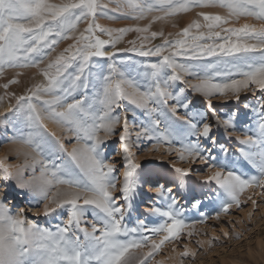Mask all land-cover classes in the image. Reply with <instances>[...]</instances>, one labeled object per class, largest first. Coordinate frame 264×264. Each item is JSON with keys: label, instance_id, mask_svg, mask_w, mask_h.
Segmentation results:
<instances>
[{"label": "snow or ice", "instance_id": "obj_1", "mask_svg": "<svg viewBox=\"0 0 264 264\" xmlns=\"http://www.w3.org/2000/svg\"><path fill=\"white\" fill-rule=\"evenodd\" d=\"M196 8L225 14L197 12L175 34L151 30L156 22ZM149 16L145 26L114 29L97 22ZM130 32L137 34L139 46L130 40L132 47L117 48ZM158 37L162 42L153 44ZM64 41L71 43L53 56ZM121 51L157 60L141 61L131 72L111 63L105 75L94 58L113 60ZM8 68H36L43 81L19 95L6 91L15 103L0 112L5 128L0 144L12 145L11 154L20 161L0 157V180L6 189L15 181L31 205L14 210L9 191L0 193V264H163L155 259L162 246L191 226L177 210L172 187L142 181L152 170L137 162L138 153L162 145L189 165H170L181 185L196 175L223 190L228 199L217 219L233 204L239 208L247 189H264V0H0V76ZM19 83L14 77L0 87ZM257 91L261 95L254 103L241 99L242 92ZM233 101L257 116L254 129L238 128L239 108L220 114L216 104ZM201 103L203 110L197 107ZM238 131L237 141L247 147L240 154L258 174L232 170L221 140ZM145 141L151 148H142ZM198 164L208 174L194 167ZM144 183L161 202L147 205L145 218L130 226L133 200ZM29 212L37 218L66 215V220L53 230L30 221ZM148 216L162 219L150 227ZM179 255L196 253L185 245Z\"/></svg>", "mask_w": 264, "mask_h": 264}, {"label": "rangeland", "instance_id": "obj_2", "mask_svg": "<svg viewBox=\"0 0 264 264\" xmlns=\"http://www.w3.org/2000/svg\"><path fill=\"white\" fill-rule=\"evenodd\" d=\"M58 2V0H57ZM114 5L110 4V8ZM200 11H207L213 13L225 14L224 9L219 8H196L188 13L179 14L176 17L169 18L163 22H156L152 25L153 31H158L163 29L165 35L169 32L175 34L180 31L181 28L185 27L192 19L196 18V13ZM155 15V13L153 14ZM151 17L145 20H134L128 19H116L109 20L105 18H99L98 23L104 25L105 27L119 29L124 27L132 26H145L149 23ZM245 19L241 18L239 23H244ZM249 23H255L254 20L249 19ZM175 24L176 27L172 25ZM87 26L86 22L79 25L80 29L83 30ZM99 34V33H98ZM102 39H108L106 35L101 36ZM130 40H136V45L139 46L140 40L137 38V34L130 32L126 34L123 40L117 45V48H130L133 45L129 44ZM161 38H157L152 41L153 44L161 43ZM68 43L71 41H64L58 46L55 56L57 53L62 51L67 47ZM111 50V49H109ZM156 61V57L143 58L139 57L134 52H118L113 60H106L101 58H94L95 62H98L103 66L104 74L106 75L109 71L108 65L111 63H116L117 67L122 68L126 71H133L134 65L141 61ZM47 61L45 62V64ZM45 65H41L44 67ZM17 72H22L23 75L16 77ZM39 70L36 68H25V69H5L3 76H0V85L7 83L11 78H18L20 80L19 84H10L9 88L5 90L0 87V96L4 97L3 101H0V112H4L8 107L9 103H15L14 100L5 94L7 92H14L17 95L21 94L26 87L31 86L34 83H39L43 81V77L38 74ZM261 95L259 91L253 95L251 92H242L241 99L245 98L254 103L256 99ZM200 110H203V104L197 105ZM217 109L220 111L222 116H226L228 113L235 111L239 108V117L237 120L238 128H242L245 124H248L251 128H255L257 116L252 113L250 109L246 110L243 108L242 104H236L234 101L228 104L221 105L216 104ZM119 111V110H118ZM50 130L60 131L56 129V126L49 124ZM135 129H133V132ZM7 134H11V130L8 129ZM251 134V133H250ZM5 135V128L0 125V138ZM241 136L242 133H235L230 139L223 138L222 143L229 148L228 159L232 161V170L236 171L237 174L244 176H249L253 174H258V171L251 165V163L240 154L239 149L247 147L241 145L236 137ZM69 150L71 144L67 145ZM152 144L150 142H143L142 148H151ZM178 147V145H175ZM12 145L10 144H0V157L8 155L10 157L9 163L16 164L20 161L11 154ZM111 149H108L106 155L110 153ZM134 151H136L134 149ZM223 155V154H219ZM120 160V157H116ZM144 162L145 167L152 170L151 175H146L142 177L143 180L149 181L151 183V178L156 182L161 180V174L168 175L179 182V185L175 186L173 182H169L166 187H172L173 195L177 200V210L181 212L182 218L191 227L185 228L178 240H173L171 242H165L160 250L159 254L156 256V261H163V264H264V189L261 188H249L240 196L241 206L238 208L235 204L229 209L227 213H221L219 219L216 218V213L220 211L222 202L227 200L228 197L223 193V190L219 189V186L215 182L208 184L203 183L196 175H190L184 178L183 185L178 178L177 173L170 167L171 164H175L177 167H188V163L178 159L177 153L173 152L170 156L166 153V146H161L159 151H143L139 152L137 155V162ZM119 167V165H118ZM197 169H202V174H208V169L203 165H195ZM123 168L119 169V180L117 182V188L122 185ZM12 187L6 189L4 184L0 185V193L3 191H9V196L7 202L10 208L14 210L24 207L28 208L29 197L26 192L19 190L15 187V181L10 182ZM149 183H144L141 189H138L139 195L133 200V211L131 213V219L127 222L130 226H135L137 218H145L143 214L146 213V206L149 200H156L157 197L155 193H149L145 188ZM114 195H119L117 191ZM251 197V199H248ZM151 198V199H150ZM252 200L256 201L254 205ZM157 201V200H156ZM199 201V207H194V203ZM119 202V201H118ZM161 202V201H160ZM159 202V203H160ZM162 206V204H161ZM203 213V215H201ZM28 219L30 221H35L40 224L41 227H49L53 230L55 225L59 223L62 219L66 220V215L56 219L45 218L43 216L37 218L34 212L28 213ZM162 218H154L151 216L147 217V223L151 227L154 223ZM191 231L192 235L189 236L188 232ZM227 232L228 235L225 236L224 233ZM238 237V238H237ZM215 238V239H214ZM158 239V237H157ZM212 241L211 244L208 242ZM198 242H202L198 243ZM185 245L191 251L196 253L193 258L181 257L179 254L184 251Z\"/></svg>", "mask_w": 264, "mask_h": 264}, {"label": "bare ground", "instance_id": "obj_3", "mask_svg": "<svg viewBox=\"0 0 264 264\" xmlns=\"http://www.w3.org/2000/svg\"><path fill=\"white\" fill-rule=\"evenodd\" d=\"M160 176H161V180L159 182L158 181L156 182L153 178H151V184L159 183V184H163V185L166 186L169 182H173L175 184V186L179 185V182L176 179H174V178H172V177H170L168 175L161 174ZM3 184H4V182L2 180H0V185H3ZM145 188L148 190L149 193H151L149 191V185L146 186ZM156 200L155 201L154 200H149L147 204L148 205H150L152 203H158L159 204L160 198H157ZM162 206H164V205L162 204Z\"/></svg>", "mask_w": 264, "mask_h": 264}]
</instances>
